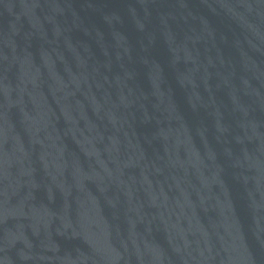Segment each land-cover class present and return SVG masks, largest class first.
I'll return each mask as SVG.
<instances>
[{"label":"water","instance_id":"water-1","mask_svg":"<svg viewBox=\"0 0 264 264\" xmlns=\"http://www.w3.org/2000/svg\"><path fill=\"white\" fill-rule=\"evenodd\" d=\"M0 264H264V0H0Z\"/></svg>","mask_w":264,"mask_h":264}]
</instances>
